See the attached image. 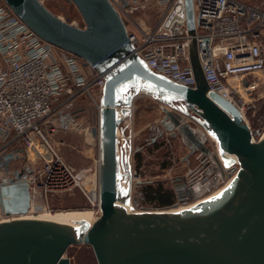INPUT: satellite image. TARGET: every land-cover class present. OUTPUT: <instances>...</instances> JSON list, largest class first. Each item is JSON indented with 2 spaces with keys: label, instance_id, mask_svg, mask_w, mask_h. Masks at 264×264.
Wrapping results in <instances>:
<instances>
[{
  "label": "water",
  "instance_id": "1",
  "mask_svg": "<svg viewBox=\"0 0 264 264\" xmlns=\"http://www.w3.org/2000/svg\"><path fill=\"white\" fill-rule=\"evenodd\" d=\"M4 1L39 38L78 57L105 78L100 121L94 129L99 146V216L92 223L40 212L0 220V264H69L64 257L66 248L80 244L91 247L97 264H264V135L251 141L241 113L227 99L208 92L195 39L189 47L196 83L192 89L146 67L109 0H68L81 14L83 27L57 17L40 0ZM184 2L186 24L193 36V0ZM140 92L165 105L161 125L182 139L189 155L199 152L207 165L212 157L211 170L222 176L235 171L217 194L179 211L131 212L123 205L130 198L131 175L119 158L118 132ZM180 101L182 107L174 106ZM189 119L213 138L217 153L209 150L206 134L192 128ZM12 157L6 154L3 163L7 165ZM120 168L126 172L121 174ZM208 171L207 167L201 183L210 175ZM14 175L18 178L21 173ZM121 177L128 180L123 190ZM183 185L194 199L207 189V185L186 183L185 178ZM178 198L181 203L187 199ZM30 199L26 182L4 186L0 182L4 214L27 212Z\"/></svg>",
  "mask_w": 264,
  "mask_h": 264
},
{
  "label": "built area",
  "instance_id": "2",
  "mask_svg": "<svg viewBox=\"0 0 264 264\" xmlns=\"http://www.w3.org/2000/svg\"><path fill=\"white\" fill-rule=\"evenodd\" d=\"M109 1L120 16L135 9L132 0L126 5ZM153 1L163 10L154 28L137 35L126 26L134 52L148 69L194 89L189 47L195 39L208 92L236 107L249 126L250 140H259L264 135V113L250 110L264 99V0H193V36L184 0ZM88 69L89 75L78 57L43 41L0 0V171L9 173L15 160L25 161L26 167L13 174L20 172L28 185V213L51 211L49 199L73 189L82 191L89 206L100 211L98 184L86 189L51 145L54 128L49 133L43 130L49 117L58 118L83 99L90 103L87 112L98 118L94 129L98 127L105 76ZM78 111L86 112L83 106ZM122 138L118 134V142ZM8 153L13 157L5 165ZM95 161L98 169V154ZM11 217L16 215L0 208V220Z\"/></svg>",
  "mask_w": 264,
  "mask_h": 264
},
{
  "label": "rangeland",
  "instance_id": "3",
  "mask_svg": "<svg viewBox=\"0 0 264 264\" xmlns=\"http://www.w3.org/2000/svg\"><path fill=\"white\" fill-rule=\"evenodd\" d=\"M40 1L57 17L72 25L84 26L81 14L76 6L68 0ZM251 1L253 0L247 2ZM132 2L129 0V4L132 3V6L135 7L133 13H121L128 31L139 35L141 30L148 31V29L154 28L162 15V7L153 0H135V2L132 0ZM80 63L83 72L89 75L88 66H85L82 60H80ZM81 102L61 113L58 118L49 117L47 124L43 125V130L45 133H49L50 127L54 128V131L49 134L51 145L59 156L79 174L81 184L86 189H92L94 185L96 187L98 184L97 163L95 161L98 154V134L94 131L98 118L87 112V107H90L88 101L83 99ZM180 104L183 105V102H175L174 106L180 108L182 107ZM81 106L85 107L86 112H77V109ZM163 106L165 107L158 99L140 92L134 99L129 116L123 119L120 124L122 131H119L118 134L124 138L118 142L119 158L127 165L128 172L131 175V192L127 203L129 204V210L134 212L144 209L167 210L183 204H193L198 199L207 197L212 192L222 188L229 177L226 174L222 176L218 170H211V166L215 165L212 157H209L207 165L199 157V152L189 155V150L182 139L178 135L171 136L170 132L163 128L160 122L165 116L161 110ZM188 123L192 128L197 129L199 133L204 132L206 134L205 143L209 150L214 152L213 138L193 120L189 119ZM139 124L142 125V129L137 131L135 128ZM250 126L254 127L252 123H250ZM158 129L162 132L161 135H158ZM205 166L208 167L210 175L203 183L200 181L196 183L199 186L207 185L208 190L205 189V192L195 199L184 196L183 198L187 197V199L184 203H181L177 194V184L181 185L183 178H185L186 183L191 180L197 181L200 179L198 177H202L200 170L204 172ZM25 167V161H14L9 173L0 171V181L2 182L4 178H15L13 172L18 171V169L22 170ZM123 172H126V170L120 168V173L123 174ZM205 176H207L206 173ZM213 176H216L215 180L212 179ZM127 181L124 177L120 178L121 190L127 187ZM158 185L173 193L172 205L167 208H161L156 202L147 200L146 196L149 192L146 189L155 188ZM48 203L52 212L86 209L92 210L95 218L99 215L96 209L93 210L89 206L86 197L78 189L55 195L49 199ZM176 203L177 206L173 207ZM44 212L47 211H41L40 213ZM24 215L33 216L32 213L28 212ZM64 257L69 259V264H97L94 252L87 244L68 246Z\"/></svg>",
  "mask_w": 264,
  "mask_h": 264
},
{
  "label": "bare ground",
  "instance_id": "4",
  "mask_svg": "<svg viewBox=\"0 0 264 264\" xmlns=\"http://www.w3.org/2000/svg\"><path fill=\"white\" fill-rule=\"evenodd\" d=\"M236 108V107H235ZM238 111V110H237ZM121 135V134H120ZM212 142H214V141H212ZM214 144H215V152H216V143L214 142ZM217 153V152H216ZM230 156L232 157V154H230ZM188 172V171H187ZM226 172V171H225ZM230 173H231V176H229L228 177V179H227V181H226V183H225V185L229 182V180L234 176V172L233 171H229ZM196 173V172H195ZM188 174V173H187ZM226 175H227V172H226ZM200 176V175H199ZM2 178V177H1ZM24 180H25V178H23V177H18V178H4V180L1 182V185H3L4 186V184H9V183H17V182H19V181H21V182H24ZM188 180V179H187ZM224 185V186H225ZM224 186L222 187V188H224ZM222 188H220V189H217L216 191H214V192H212V194L211 195H209V196H213L214 194H217ZM208 197V196H207ZM199 200H201V199H198L197 201H195V203H191V204H188V205H181V206H178V207H176V208H171V209H168V210H170V211H179V210H183V208H186V207H189V206H192V205H195L196 203H198V201ZM123 205H125L126 206V208H127V210L128 211H131V212H134V211H132V210H129V204L128 203H124ZM96 212L98 213V214H100V211L98 210V209H96ZM25 213H27V212H25ZM25 213H20V215H16V217H20V216H28V215H24ZM44 214H47V215H50V214H58L59 216H61L62 218H67V219H69V220H71V221H78L79 219H83V220H85V221H88V222H90V223H92V222H94V219H96L95 218V216H94V213H93V211L92 210H86V209H84V210H79V211H74V210H71V211H67V210H64V211H57V212H52V211H47V212H44Z\"/></svg>",
  "mask_w": 264,
  "mask_h": 264
},
{
  "label": "trees",
  "instance_id": "5",
  "mask_svg": "<svg viewBox=\"0 0 264 264\" xmlns=\"http://www.w3.org/2000/svg\"><path fill=\"white\" fill-rule=\"evenodd\" d=\"M256 112L257 114L264 113V99H260L254 102L253 108L250 110ZM147 200L149 202H156L159 207L167 208L172 205L173 193L170 190H164L161 185H158L155 188H147Z\"/></svg>",
  "mask_w": 264,
  "mask_h": 264
},
{
  "label": "flooded vegetation",
  "instance_id": "6",
  "mask_svg": "<svg viewBox=\"0 0 264 264\" xmlns=\"http://www.w3.org/2000/svg\"><path fill=\"white\" fill-rule=\"evenodd\" d=\"M181 105V104H180ZM179 105V106H180ZM182 106V105H181ZM159 130V129H158ZM162 134V132L159 130V134L158 135H161ZM18 160H21V159H18ZM18 160H15V161H18ZM13 161H11V163H12ZM205 162V161H204ZM13 164V163H12ZM205 169L207 168V166H205L204 167ZM201 172H202V174H201V176L202 177H198V178H200V179H198L197 181L196 180H191V182L192 183H196V182H198V181H201L204 177H205V173L203 172V170H200ZM176 188L178 189V191H177V194L180 196V197H184V196H188L187 195V192H186V188L184 187V185H183V182H182V184L180 185V184H177V186H176Z\"/></svg>",
  "mask_w": 264,
  "mask_h": 264
},
{
  "label": "crops",
  "instance_id": "7",
  "mask_svg": "<svg viewBox=\"0 0 264 264\" xmlns=\"http://www.w3.org/2000/svg\"><path fill=\"white\" fill-rule=\"evenodd\" d=\"M141 124V123H140ZM138 125L136 128H135V130H137V131H140L141 129H142V125ZM144 127V126H143ZM146 127V126H145Z\"/></svg>",
  "mask_w": 264,
  "mask_h": 264
}]
</instances>
